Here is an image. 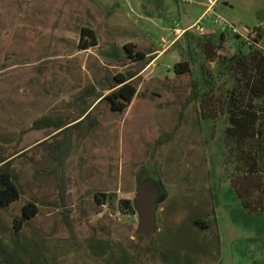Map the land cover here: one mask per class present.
Masks as SVG:
<instances>
[{
	"label": "rangeland",
	"instance_id": "374dc122",
	"mask_svg": "<svg viewBox=\"0 0 264 264\" xmlns=\"http://www.w3.org/2000/svg\"><path fill=\"white\" fill-rule=\"evenodd\" d=\"M227 1L232 8L222 19L256 35V26L264 29V0ZM195 10L177 0H0V161L12 157L21 192L0 209V264L216 261L209 170L230 182L240 164L234 151L222 163L226 117L211 123L198 116L199 103L185 107L191 77L173 70L187 57L184 34L174 30L194 23ZM85 28L95 32L97 45L81 50ZM187 32L200 38L201 47L208 41ZM224 34L211 51L218 61L239 48ZM128 44L145 58L129 59ZM259 45L264 48V40ZM192 47L198 79L202 58ZM129 70L138 72L135 96L125 110L113 111L102 98L113 77ZM225 83L224 77L217 80L214 98H221ZM84 112L75 128L60 129ZM44 116L55 126L31 130ZM43 135L50 137L38 145ZM139 178L157 180L163 197L156 204V231L143 237L136 233V214L119 206L120 200H135ZM29 202L38 214L16 231L14 219Z\"/></svg>",
	"mask_w": 264,
	"mask_h": 264
},
{
	"label": "trees",
	"instance_id": "16d2710c",
	"mask_svg": "<svg viewBox=\"0 0 264 264\" xmlns=\"http://www.w3.org/2000/svg\"><path fill=\"white\" fill-rule=\"evenodd\" d=\"M81 35L85 38L79 43L78 47L81 50L97 45L96 34L93 30L85 28ZM213 35H204L209 37L206 44L201 47L198 44L199 37L185 32L183 39L187 57L186 60L174 64L173 70L175 74H189L191 77V90L185 107L192 102L199 103L198 116L209 121H215L221 116L226 117L224 164H227L229 153L233 151L240 164L236 170L237 174L229 175L230 184L248 214L264 212V48L259 45L261 36L258 33L252 43H247L239 36L230 34L239 41V48L229 58L218 61V58L211 56V51L215 45L220 46L225 34L220 32L218 37ZM209 44L211 46L208 48ZM193 45L200 49L201 54L197 57L200 60L202 58L199 63L198 79L193 78L192 65L196 61ZM124 49L127 57L132 61L142 60L146 56L141 51H135L131 44L126 45ZM212 62L217 64L215 70L209 69V64ZM137 74V71L129 70L125 74L113 77V82L108 87L110 93L102 98L108 101L111 110L123 111L129 106L136 93L132 79ZM223 77L226 78V87L221 98H214L217 91L216 82ZM206 111H213V114L208 113L207 115ZM52 126H55L53 120L49 117H42L33 122L31 129L40 130ZM63 127L61 126L60 129ZM75 127L73 125L65 130ZM233 144L234 150L232 149ZM1 162L3 164L0 166V209L18 200L21 194L10 168L11 161L4 159ZM141 180L139 178L138 184ZM100 197L104 198L103 201L106 200L104 194H100ZM162 198V196L159 197L158 202ZM96 199L98 200V196ZM158 202L155 203V207ZM119 206L135 214L134 200H120ZM37 214V206L32 202L27 203L22 207L21 216L14 219V229L20 230ZM66 220L69 233L75 240V232L68 216ZM193 225L199 226L200 221H194ZM156 228L155 226L154 232ZM138 237L143 236L138 235ZM4 249L0 243V254H4Z\"/></svg>",
	"mask_w": 264,
	"mask_h": 264
},
{
	"label": "crops",
	"instance_id": "0c3cea01",
	"mask_svg": "<svg viewBox=\"0 0 264 264\" xmlns=\"http://www.w3.org/2000/svg\"><path fill=\"white\" fill-rule=\"evenodd\" d=\"M219 3L221 4V2ZM219 3L215 9L216 14L219 16L222 13L226 14L225 10L227 8H232L231 1L224 0L222 3L223 10L220 9ZM191 6L196 9L193 14L195 18L198 19L203 11L202 6ZM197 19H195V21ZM210 21L211 20L209 19L206 20L205 24L209 28V31L214 33L216 30H212ZM190 25H192V23H189L187 27ZM256 27L259 29L258 33L261 36V40H264V29H262L261 25ZM86 112L71 123L63 125V128L65 129L77 124V121H79ZM210 122L214 123L213 121ZM49 128H43L40 130H48ZM225 128L226 126L222 128L223 140ZM210 135H212V133ZM49 137L50 135H43L42 137L37 138L38 145L45 143L47 140H43L48 139ZM217 137H219V134L216 133V138ZM202 138H205L203 134ZM10 158L12 157L5 160L8 161ZM224 158L225 151L222 154V163ZM210 162L211 161L209 160V165L211 164ZM2 164L3 163L0 161V166ZM221 170L223 172V164ZM209 173V181L211 183L209 189L213 193L212 196L215 204V233L218 241V256L213 264H264V212L248 214L243 208L230 182L226 180L224 176L213 174L211 167Z\"/></svg>",
	"mask_w": 264,
	"mask_h": 264
},
{
	"label": "built area",
	"instance_id": "2783aa9c",
	"mask_svg": "<svg viewBox=\"0 0 264 264\" xmlns=\"http://www.w3.org/2000/svg\"><path fill=\"white\" fill-rule=\"evenodd\" d=\"M180 4L191 6L200 5L203 8L201 16L189 27L185 29L174 30L175 34L181 36L187 31H192L199 36L209 35L213 32L204 23L205 19H209L212 30H219L221 32H228L230 34L239 36L247 43H252V39L256 36L255 29L238 28L234 24L226 22L222 17L216 14L215 9L220 0H177ZM254 30V31H253Z\"/></svg>",
	"mask_w": 264,
	"mask_h": 264
},
{
	"label": "water",
	"instance_id": "95a60500",
	"mask_svg": "<svg viewBox=\"0 0 264 264\" xmlns=\"http://www.w3.org/2000/svg\"><path fill=\"white\" fill-rule=\"evenodd\" d=\"M161 193V186L155 179L147 178L138 184L135 195V214L137 217V235L146 236L154 232L156 222L155 203Z\"/></svg>",
	"mask_w": 264,
	"mask_h": 264
},
{
	"label": "flooded vegetation",
	"instance_id": "af4514ba",
	"mask_svg": "<svg viewBox=\"0 0 264 264\" xmlns=\"http://www.w3.org/2000/svg\"><path fill=\"white\" fill-rule=\"evenodd\" d=\"M162 196V189H161V193H160V197ZM158 202V201H157Z\"/></svg>",
	"mask_w": 264,
	"mask_h": 264
}]
</instances>
